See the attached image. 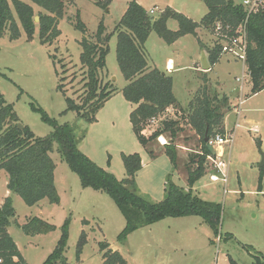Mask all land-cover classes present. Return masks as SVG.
I'll list each match as a JSON object with an SVG mask.
<instances>
[{
  "label": "rangeland",
  "instance_id": "obj_1",
  "mask_svg": "<svg viewBox=\"0 0 264 264\" xmlns=\"http://www.w3.org/2000/svg\"><path fill=\"white\" fill-rule=\"evenodd\" d=\"M20 1L33 5L27 0ZM131 1L139 4L152 18L171 8L199 22L207 12L201 0H112L104 8L101 4L104 0H71L66 5L64 16L57 22L60 35L50 46L40 43L37 27L31 41H27L22 31L16 41H10L8 33L0 37V93L13 106L22 125L27 126L35 137L49 135L51 128L41 121L31 104L40 107L58 125L76 127L78 136L83 132L80 152L117 180L125 177L122 154H139L142 167L135 177V189L149 202H161L166 185L174 183L184 191L186 189L185 192L191 190L204 202L220 205L218 235L214 236L207 224L194 216L168 218L142 227L120 242L118 236L126 227V221L114 202L104 193L82 188L78 177L57 153L56 145L49 155L55 164L54 186L59 203L51 204L44 199L29 207L17 195H12L15 217L7 228L8 234L27 264L44 262L54 250L65 222L68 264H104L99 243H107L127 264H232V261L235 264H254L255 257L263 260L264 166L260 168L259 164L261 152L264 155V90L250 96L244 63L229 55L221 56L219 62L205 72L207 79L195 72L197 66L202 69L201 50L196 38L210 50L221 43L214 30L201 26L197 29L196 38L186 35L172 45L165 44L151 32L145 43L149 65L165 70L166 60L171 58L176 67H185L180 72L171 73L173 94L181 104L180 109L170 108L167 118L177 120L181 127L174 142L178 156L176 168L172 167L165 154L159 155L163 149L160 142L164 145L168 141L167 136L150 145L155 154L154 159H150L147 150L133 134L129 115L134 106L122 94L127 83L116 61V35L108 42L103 78L113 85L115 93L97 112L96 121L92 124H85L74 113L65 112V98L77 100L83 85L79 63L81 34L74 29L72 20L75 22L78 15L88 35L95 34L100 23L107 32H111ZM8 2L16 18L11 0ZM235 3L245 7L243 0H235ZM38 13H34L37 19ZM38 22L39 19L35 24ZM167 27L176 31L177 23L169 21ZM242 76L244 82L241 84L236 79ZM60 78L65 79L61 82ZM203 78L207 80L205 85ZM59 85L63 86L64 94L58 89ZM203 85L219 100H228L223 137L229 139L230 136V141L222 146V158L206 157L203 175L191 189H187L186 168L194 171L203 151L200 137L187 124L185 117L189 112L188 105ZM153 127L150 124L144 134L149 135ZM218 161L223 162L226 183L209 180L210 175L219 176L215 168ZM0 174L4 175V172ZM32 218H38L55 229L43 235L26 236L20 227ZM82 232L86 234V244L77 261L76 246Z\"/></svg>",
  "mask_w": 264,
  "mask_h": 264
},
{
  "label": "trees",
  "instance_id": "obj_2",
  "mask_svg": "<svg viewBox=\"0 0 264 264\" xmlns=\"http://www.w3.org/2000/svg\"><path fill=\"white\" fill-rule=\"evenodd\" d=\"M38 7L41 12L39 22L35 24V14L31 5L20 0H11L16 15L13 16L8 0H0V37L6 33L10 41L21 37V31L27 41H31L38 28V38L42 45L50 46L60 35L57 22L64 16L66 5L71 0H27ZM112 0H104L106 7ZM207 8L206 14L199 22H194L171 8H166L157 18H152L135 1L128 3L127 8L111 32H107L102 23L95 34L88 35L85 25L77 19L72 20L74 29L81 34L79 46L81 53L79 63L82 71V92L77 100L65 98L66 110L76 115L85 124L96 121L97 112L115 93L110 82H105V65L108 54V42L116 35V61L126 86L122 90L124 99L134 106L129 123L138 143L143 146L151 159L155 157L151 144L158 137L167 136L168 141L162 146L173 168H176L177 150L174 144L181 131L177 120H161L149 135L143 131L152 119L161 118L166 109H180L173 94V80L168 74L158 69H147L145 43L154 32L165 44L172 45L183 36L197 37V29L214 30L217 25L230 26L228 37H233L241 23L245 24L246 57L244 65L251 85L250 93L255 95L264 90V4L256 13L247 14L245 8L235 0H201ZM70 22L71 20L68 19ZM169 21L177 23V30L167 27ZM201 50L205 51L207 61L214 65L220 59V45L206 49L196 38ZM64 75V74H63ZM0 76H2L0 74ZM65 78H60L63 82ZM207 80H204V85ZM203 85V86H204ZM58 89L64 94L63 86ZM227 99L219 100L204 86L188 105L185 117L187 124L200 137L202 156L194 171L186 168V181L193 187L203 175V164L206 157L213 155L206 148L203 139L209 140L215 134L224 135L223 118L228 109ZM32 110L40 115L41 121L51 128V133L43 138L35 137L31 130L22 125L13 106L8 104L0 93V170L7 175V190L17 195L26 206L32 207L46 199L51 204L59 203V196L54 186L55 164L50 153L56 151L74 173L84 189H91L106 194L126 221V227L118 236L122 242L132 232L150 226L168 218L199 217L218 235L221 222V207L218 204L204 202L191 191L185 192L174 183H168L164 189L165 196L159 203H151L139 196L135 189V177L142 167L139 154H122L125 177L117 180L107 170L95 165L86 155L80 152L79 146L84 139L83 132L77 135V128L68 124L58 125L40 107L31 104ZM21 124V128L18 127ZM214 136V137H213ZM261 179L259 178L258 184ZM15 212L11 198H6L0 206V264H27L21 256L15 242L8 234ZM85 223V222H84ZM26 236L47 234L55 229L46 222L32 218L20 227ZM67 222L61 228L60 238L54 250L42 264H68L65 257L67 247ZM86 244V234L81 233L76 246V259L80 260L82 249ZM104 264H127L125 259L109 248L107 243H99ZM264 264V257H262ZM255 257L254 264H262Z\"/></svg>",
  "mask_w": 264,
  "mask_h": 264
},
{
  "label": "built area",
  "instance_id": "obj_3",
  "mask_svg": "<svg viewBox=\"0 0 264 264\" xmlns=\"http://www.w3.org/2000/svg\"><path fill=\"white\" fill-rule=\"evenodd\" d=\"M243 3L245 4V10L247 12V14H252V13H256L258 12V10L260 8H262L263 4H264V0H243ZM153 11H150V14H152ZM246 22V20H244V23ZM241 23V25H239L235 31V35L233 37H228V32L231 30L230 26H225L223 27L222 25H217L214 28V31L216 33L217 39H219L221 41L220 44H218V46L220 45V55L224 56V55H229L231 57H233L236 60L241 61L242 63H244L245 61V57H246V45H247V41H246V31H245V24ZM238 82H243L244 81V77L242 76L240 79L237 80ZM170 112V108L166 109V111L164 112V114L162 115L161 118L158 119H152L149 122V126L154 125L153 129L158 125V123L161 120H165L168 118ZM237 114L239 116V110H237ZM236 127L238 126V124L236 123L235 125ZM146 130V129H145ZM144 130V131H145ZM143 131V134H144ZM152 132V131H151ZM161 137H158V141L160 140ZM230 141V136L229 139L226 137L224 138L223 136L220 135H216L214 138L209 140V144L212 146L213 150H214V157L216 159V157L218 158H222V154H221V148L224 144L228 143ZM161 145H163V143L160 142ZM216 155V156H215ZM223 162H219L215 165L217 174H219V176L217 175H210L209 176V180L211 182H218L221 181L222 183H226L227 181V176L225 171L222 168Z\"/></svg>",
  "mask_w": 264,
  "mask_h": 264
},
{
  "label": "crops",
  "instance_id": "obj_4",
  "mask_svg": "<svg viewBox=\"0 0 264 264\" xmlns=\"http://www.w3.org/2000/svg\"><path fill=\"white\" fill-rule=\"evenodd\" d=\"M35 5H32V8H33V11H34V13H38V12H41V10L37 7L36 9H35ZM195 22V21H194ZM197 22V21H196ZM199 48H200V46H199ZM200 50H201V48H200ZM145 51H146V48H145ZM202 53H204L205 54V60H206V63H207V65L209 66V70L211 69V67H213L214 65H216L217 63H215L214 65H210L209 63H208V61H207V55H206V53H205V51H203V50H201V57H202ZM146 56H147V51H146ZM220 59H221V57H220ZM219 59V60H220ZM219 60H218V62H219ZM236 60V59H235ZM200 63H201V59H200ZM201 66H202V64H200ZM245 66V65H244ZM164 68H165V70H163V69H161V70H159V71H161L163 74H168V75H170L171 76V73L172 72H175V71H177V72H180V71H182L185 67H176V63L171 59V58H167V60H166V64H165V66H164ZM147 69L150 71V70H153V69H157V68H154L153 66H151V65H149L148 64V62H147ZM200 68L197 66L196 67V69H195V72L196 73H201L202 75H203V77H205L206 78V75L205 74H207V73H205V71H203V67H202V69H200ZM208 70V71H209ZM207 72V71H206ZM207 79V78H206ZM206 79H204L203 78V80H206ZM238 79H240V78H238ZM238 79H236V81L238 80ZM238 82V81H237ZM244 82V81H243ZM243 82H238V83H243ZM250 84V83H249ZM250 88H251V85H250ZM172 90H173V87H172ZM250 96H252L251 94H250ZM177 100V99H176ZM177 103H178V105H179V107L181 106V104H180V102L177 100ZM228 110V109H227ZM227 111H225V113H226ZM223 126H224V118H223ZM161 146H163V145H161ZM160 154L159 155H161V153L162 154H164L163 153V149L162 150H160V152H159ZM223 149L221 148V154H222V156H223ZM150 158V157H149ZM215 158V157H214ZM151 159V158H150ZM154 159V158H153ZM2 172V170H0V173ZM4 172V171H3ZM7 181H8V178H7V175H6V173L4 172V175L3 174H0V206L3 204V202H4V200L6 199V198H11L12 197V195L13 194H11L8 190H7ZM186 185H187V181H186ZM188 187V186H187ZM187 189H189V187L187 188ZM191 189V188H190ZM185 191H186V189H185ZM191 191V190H190ZM165 220V219H164ZM164 220H162V221H164ZM161 222V221H160ZM159 223V222H158ZM155 224H157V223H155ZM232 264L234 263L233 261L231 262ZM235 264V263H234Z\"/></svg>",
  "mask_w": 264,
  "mask_h": 264
},
{
  "label": "water",
  "instance_id": "obj_5",
  "mask_svg": "<svg viewBox=\"0 0 264 264\" xmlns=\"http://www.w3.org/2000/svg\"><path fill=\"white\" fill-rule=\"evenodd\" d=\"M38 19L35 17L34 18V22H36ZM201 64H202V67H203V71H208L209 70V66L207 65L206 63V60H205V54L202 53V57H201ZM18 127L21 128V124H18ZM203 142L205 143L206 145V148L208 149V151L214 155V150L212 148V146L209 144V137L207 136V134H205V137L203 139ZM264 166V155L263 153L261 152V162L259 164V167H263Z\"/></svg>",
  "mask_w": 264,
  "mask_h": 264
},
{
  "label": "bare ground",
  "instance_id": "obj_6",
  "mask_svg": "<svg viewBox=\"0 0 264 264\" xmlns=\"http://www.w3.org/2000/svg\"><path fill=\"white\" fill-rule=\"evenodd\" d=\"M160 140H161V138H160ZM160 140H159V141H160Z\"/></svg>",
  "mask_w": 264,
  "mask_h": 264
}]
</instances>
